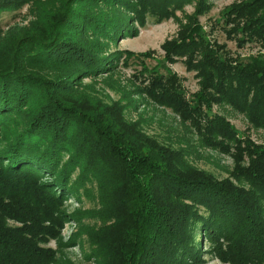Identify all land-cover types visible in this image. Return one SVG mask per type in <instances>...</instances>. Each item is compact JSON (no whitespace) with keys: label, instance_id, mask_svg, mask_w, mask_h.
I'll list each match as a JSON object with an SVG mask.
<instances>
[{"label":"trees","instance_id":"trees-1","mask_svg":"<svg viewBox=\"0 0 264 264\" xmlns=\"http://www.w3.org/2000/svg\"><path fill=\"white\" fill-rule=\"evenodd\" d=\"M183 1L0 0V16L14 11L20 16L6 27L0 23V264L54 263L46 244L59 235L60 208L99 163L121 175L112 183L123 213L114 214L119 224L108 264L195 263L198 231L215 245L233 235L230 251L219 255L225 263L264 262V147L238 149L242 158L234 179L246 181L251 187L246 190L194 169L196 144L189 136L198 134L208 146L228 152V143L240 144L223 117L207 114L203 124L199 111L214 98L248 111L264 126L263 56L245 61L216 53L201 44L206 41L198 26L166 41V59L186 56L202 78L193 111L185 114L176 74H157L132 87L139 98L184 115L179 149H148L134 125L120 124L119 132L117 124H105L75 104L87 88L85 80L104 74L126 93L120 64L133 53L118 43L137 37L148 15L176 18ZM205 11L200 0L197 14ZM222 15L234 24L226 33L242 46L264 41V0L237 3ZM245 155L254 160L244 169ZM76 169L80 174L72 180Z\"/></svg>","mask_w":264,"mask_h":264},{"label":"rangeland","instance_id":"rangeland-1","mask_svg":"<svg viewBox=\"0 0 264 264\" xmlns=\"http://www.w3.org/2000/svg\"><path fill=\"white\" fill-rule=\"evenodd\" d=\"M42 1L50 2V0ZM199 1H183L180 7L175 9L176 18L170 17L159 21L157 16L148 15L137 37L120 40L118 48L133 53L126 64L123 62L120 64L119 75L121 84L128 89L126 93H123L122 89H117V84L113 86L107 81L104 74L98 78L85 80L87 88L75 104L80 106V109L91 112L92 116L97 115L96 118L101 116L105 124H117L119 132H122L121 125L125 126L126 123L134 125L148 149L154 145L174 146L175 149H179L178 141L183 135L184 115L182 117L168 107L139 98L132 87L134 84L139 86L144 81L149 83L150 79L157 74L165 77L176 74L186 97L185 114L193 111L192 101L194 96L202 90V78L199 71L195 70L196 68L188 65L186 56L174 55L173 61L166 59V49L163 48L166 41L171 42L178 36L187 34L190 27L198 26L202 28L203 41H206L201 44L214 49L216 53L227 54L234 59L241 58L245 61L253 56L264 58L263 40L254 39L242 46V42H238L236 38L233 39L226 33L227 28H231L234 24H229L227 17H223L222 13L230 6L246 0H201L206 2V11L203 14H197ZM24 11L25 7L21 9V13ZM18 13L19 11L2 13L1 25L6 27L20 21ZM235 36L242 35L235 34ZM112 47L117 45L114 44ZM146 54L147 57L142 56ZM198 59L199 57L195 62ZM215 100L216 98L212 100L211 107H205L199 111L203 124L206 122L207 114L223 117L235 129L236 139L240 144L228 143L231 146L230 152L222 151L208 146L198 134H190L193 143L196 144V153H192L190 162L194 169L208 173L218 181L229 180L234 186L251 190L246 181L242 180L239 183L234 179V174L238 172V159L242 158L238 149L245 148L247 145H253L252 148L264 147V126L253 121L248 111L238 109L226 101L218 100L215 103ZM196 115L197 112H194L193 117ZM187 120V125L193 122L190 116ZM245 156L244 161L241 162L244 169L248 168L254 160L253 157ZM178 166L184 169L181 163ZM94 169L96 170L89 171L90 174L80 185V192L69 196L60 208L62 216H59L60 225L57 230L59 235L55 239H49L46 244V248L55 255L53 264H108L107 258L114 255L111 244L112 231L116 234L117 226L114 227V225L119 224L114 214L117 211L118 214L123 213V209L114 200L118 193L114 192L112 183L120 181L121 175L112 171L111 168L108 170L102 163L94 166ZM79 174V169H76L72 180H75ZM203 211L201 210L202 214H204ZM8 223L10 227L18 226V223L14 221ZM231 236L233 235H228L215 245L207 235L198 231L196 243L200 247V260L190 264H232L223 262L219 256L221 250L225 253L230 251Z\"/></svg>","mask_w":264,"mask_h":264}]
</instances>
